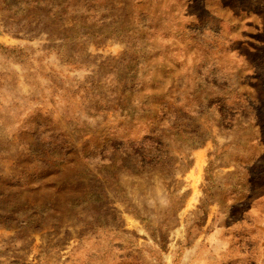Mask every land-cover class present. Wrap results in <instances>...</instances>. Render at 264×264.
Here are the masks:
<instances>
[{"label":"rangeland","instance_id":"obj_1","mask_svg":"<svg viewBox=\"0 0 264 264\" xmlns=\"http://www.w3.org/2000/svg\"><path fill=\"white\" fill-rule=\"evenodd\" d=\"M263 194L264 0H0V264H264Z\"/></svg>","mask_w":264,"mask_h":264},{"label":"crops","instance_id":"obj_2","mask_svg":"<svg viewBox=\"0 0 264 264\" xmlns=\"http://www.w3.org/2000/svg\"><path fill=\"white\" fill-rule=\"evenodd\" d=\"M248 212V225L255 229L256 235L264 243V194L256 199Z\"/></svg>","mask_w":264,"mask_h":264},{"label":"trees","instance_id":"obj_3","mask_svg":"<svg viewBox=\"0 0 264 264\" xmlns=\"http://www.w3.org/2000/svg\"><path fill=\"white\" fill-rule=\"evenodd\" d=\"M245 216H246V218H247V220H246V223H247V221H248V219H249V212H248V211H247V213H246ZM243 226L246 227V226L243 224V225H242V228H243ZM246 228H247V227H246Z\"/></svg>","mask_w":264,"mask_h":264}]
</instances>
